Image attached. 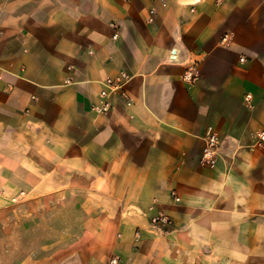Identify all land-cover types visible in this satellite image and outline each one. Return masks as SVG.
I'll return each mask as SVG.
<instances>
[{
    "label": "crops",
    "instance_id": "1",
    "mask_svg": "<svg viewBox=\"0 0 264 264\" xmlns=\"http://www.w3.org/2000/svg\"><path fill=\"white\" fill-rule=\"evenodd\" d=\"M262 132L264 0H0L6 264H264Z\"/></svg>",
    "mask_w": 264,
    "mask_h": 264
},
{
    "label": "built area",
    "instance_id": "2",
    "mask_svg": "<svg viewBox=\"0 0 264 264\" xmlns=\"http://www.w3.org/2000/svg\"><path fill=\"white\" fill-rule=\"evenodd\" d=\"M111 27L115 29L113 36L114 40L119 37L118 27L115 24H111ZM244 62V59H242ZM196 74L193 69L187 68L183 74V80L187 83H193L196 79ZM129 76L126 73L119 74L116 78H109L105 81L106 88L101 92V97L105 100L103 106L96 108L100 113H108L111 111V105L109 99L113 94H120L127 98L126 86L128 84ZM261 143L264 142V132L259 136ZM206 148L204 158L207 164L214 161L216 153L219 148V138L215 134H210L205 138ZM178 200V199H177ZM152 224L155 227H166L172 225V220L169 216L159 215L152 218ZM107 264H119L118 258H112Z\"/></svg>",
    "mask_w": 264,
    "mask_h": 264
},
{
    "label": "rangeland",
    "instance_id": "3",
    "mask_svg": "<svg viewBox=\"0 0 264 264\" xmlns=\"http://www.w3.org/2000/svg\"><path fill=\"white\" fill-rule=\"evenodd\" d=\"M65 235V234H64ZM63 235V236H64ZM54 241H53V238L52 239H47V241L45 242V244L47 245V247H48V245L49 244H52ZM62 245H66V247H68V246H70L71 244H70V242H67L66 240H62ZM22 247V241L21 240H18V241H14V248H15V252H18L19 250H20V248ZM21 258H20V253L18 254V255H16V253H15V256L12 258V261L13 260H15V261H17V260H20ZM8 264H10V261H11V258H9L8 260ZM0 264H6V258L4 257H0Z\"/></svg>",
    "mask_w": 264,
    "mask_h": 264
}]
</instances>
